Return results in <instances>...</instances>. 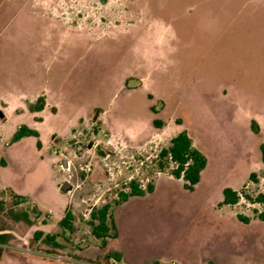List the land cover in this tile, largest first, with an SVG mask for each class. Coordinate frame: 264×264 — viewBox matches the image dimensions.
I'll return each instance as SVG.
<instances>
[{
    "label": "rangeland",
    "instance_id": "obj_1",
    "mask_svg": "<svg viewBox=\"0 0 264 264\" xmlns=\"http://www.w3.org/2000/svg\"><path fill=\"white\" fill-rule=\"evenodd\" d=\"M45 81L64 95V108L36 128L45 145L52 129L64 138L47 148L55 167L52 156L25 165L20 181L38 177L49 199H3L0 261L153 264L177 254L194 264H264L261 206L243 195L221 204L227 186L264 192V0H0V93ZM181 130L208 159L193 190L171 174L173 163L159 167L160 150ZM35 142L16 145L27 162ZM12 175L13 165L0 169ZM131 180L146 193L116 203ZM68 199L71 229L59 224ZM107 203L116 226L103 239L91 211ZM238 214L259 220L245 226Z\"/></svg>",
    "mask_w": 264,
    "mask_h": 264
},
{
    "label": "crops",
    "instance_id": "obj_2",
    "mask_svg": "<svg viewBox=\"0 0 264 264\" xmlns=\"http://www.w3.org/2000/svg\"><path fill=\"white\" fill-rule=\"evenodd\" d=\"M31 73L33 74V72ZM55 88L56 87H54L51 83L45 81L42 85L38 86L35 91H22L21 93L14 94L13 96L2 95L0 93V105H5V107L0 108V113L2 114V117L0 118V169H5L13 165V175L11 177L3 178L2 176H0V199L2 200L6 199L7 195L9 194L24 198L27 201H31L33 204H35L36 201L41 202V204H45L49 199L48 195L46 196L45 194V184L38 177L35 180L28 178L26 180H20L24 177V170H26L27 168H31L32 166H36V168H38L37 165L42 163L45 158H49L50 156L53 157L52 165L55 167V157L54 155L49 153L50 151L49 149L47 150V148L51 146L52 142L50 140L54 139L56 135L60 139H63L64 135H61L58 131L52 129L49 133L50 140L48 144L45 145L40 138V130L36 128L37 126L45 123L47 118L58 116L64 108L65 97L63 94L60 96L59 92ZM40 96H43L45 98L44 108L39 111H31L29 109V105L35 103L33 101L35 99H38ZM49 105H53L56 108L55 111H48ZM28 114L32 116L34 120L32 123L28 121ZM20 116H26V121L24 123L17 124L11 129H8V123ZM21 125H27L28 127L37 130L39 133V137L25 136L18 141L12 142L11 138L13 134ZM70 127L71 123L69 124L67 131L68 129H70ZM29 137H34L36 139V150L33 154V160L27 162L25 158L28 154L25 153L21 146L16 148V145L21 144L23 141H25V139ZM4 140L7 141L5 144H3ZM38 141H40V146L37 145ZM1 161H4L5 165H2ZM25 165H27V168L25 167ZM59 177V174L53 177L52 187L58 184ZM17 180H19V182H17ZM46 186L49 187L47 184ZM232 188L237 190L236 187ZM70 203L71 202L68 199L63 209L64 215L66 211L71 207ZM35 206L37 207V205ZM48 213L50 214V212ZM258 220L259 219H251L249 223H245V226L254 224ZM9 260L10 258H8L7 255H3L0 264H7ZM120 260L122 261L124 259L120 258ZM189 260L190 258L187 256L175 254L169 257L155 258L153 261H158L161 264H194L190 263Z\"/></svg>",
    "mask_w": 264,
    "mask_h": 264
},
{
    "label": "trees",
    "instance_id": "obj_3",
    "mask_svg": "<svg viewBox=\"0 0 264 264\" xmlns=\"http://www.w3.org/2000/svg\"><path fill=\"white\" fill-rule=\"evenodd\" d=\"M45 106V98L40 96L35 103L29 105V109L31 111H39L42 110ZM161 124V122H155ZM251 129L255 133L260 132V126L256 122V120L251 121ZM25 136H35L39 137V133L37 130L28 127L27 125H21L13 134L11 141H18L19 139ZM40 146V141L37 143ZM259 149L261 152V158L264 163V142L259 144ZM159 167L161 169H165L167 165L170 163L174 164V167L171 170V174L176 178H182L184 180V187L188 190H193L194 187L200 182L202 171L205 169L208 163L207 156L205 153L193 146V141L187 130H181L175 136L171 138L170 145L164 147L160 150L159 154ZM2 165H5L4 161H1ZM264 174V172H263ZM250 180L257 182L256 174L253 172L250 174ZM130 191L128 193L122 192L120 194V198L116 200V203H121L127 201L131 196H142L146 193V190L143 189L140 184L136 182V180H131L128 184ZM154 186L149 184L147 186V191L152 192ZM244 196L246 199L253 203H258L262 206V210L258 212V218L264 221V192H259L255 196H251L250 194L244 191H238L233 189L232 187H225L223 189V199L221 204L224 205H235L239 202L241 196ZM16 198L21 200H25L24 198H20L19 196L14 195ZM110 204H104L101 207L95 208L91 211V217L94 222H92V232L98 238H106L110 227L115 228V222L112 220L110 222ZM4 209L3 200L0 199V211ZM18 218L24 219L27 222H30L29 215L27 212H21L18 214ZM238 218L245 222L249 223L250 218L245 217L241 214H238ZM96 221V222H95ZM59 224L65 229L72 228V212L67 210L63 218L59 221ZM43 235V232L38 230L34 233V238L38 239ZM45 239L49 241L54 240V236L47 234ZM110 255L115 256L120 260L121 256L119 253L113 252ZM153 264H161L158 261H155Z\"/></svg>",
    "mask_w": 264,
    "mask_h": 264
},
{
    "label": "water",
    "instance_id": "obj_4",
    "mask_svg": "<svg viewBox=\"0 0 264 264\" xmlns=\"http://www.w3.org/2000/svg\"><path fill=\"white\" fill-rule=\"evenodd\" d=\"M68 187H69V183L68 182H65L64 185L62 186V189L63 190H66Z\"/></svg>",
    "mask_w": 264,
    "mask_h": 264
},
{
    "label": "built area",
    "instance_id": "obj_5",
    "mask_svg": "<svg viewBox=\"0 0 264 264\" xmlns=\"http://www.w3.org/2000/svg\"><path fill=\"white\" fill-rule=\"evenodd\" d=\"M258 204V203H257ZM260 205V204H259ZM261 206V205H260ZM260 210H262V206H261V209Z\"/></svg>",
    "mask_w": 264,
    "mask_h": 264
}]
</instances>
